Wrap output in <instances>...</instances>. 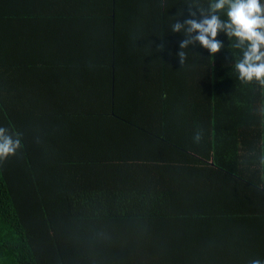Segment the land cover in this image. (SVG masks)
<instances>
[{"label":"trees","instance_id":"obj_1","mask_svg":"<svg viewBox=\"0 0 264 264\" xmlns=\"http://www.w3.org/2000/svg\"><path fill=\"white\" fill-rule=\"evenodd\" d=\"M212 2L0 0V264H264V83L188 31Z\"/></svg>","mask_w":264,"mask_h":264},{"label":"clouds","instance_id":"obj_2","mask_svg":"<svg viewBox=\"0 0 264 264\" xmlns=\"http://www.w3.org/2000/svg\"><path fill=\"white\" fill-rule=\"evenodd\" d=\"M227 7V21H221L216 15L204 18L201 22L186 21L188 31H197L196 39L210 51L215 52L220 47L214 38L218 30L237 38V47L244 45L243 58L236 65L241 78L256 79L264 83V7L262 0H214L210 4L212 11ZM178 30L181 25L177 24ZM211 37L212 39H210ZM19 141L13 140L7 130L0 128V158L11 154ZM252 264H261L253 260Z\"/></svg>","mask_w":264,"mask_h":264}]
</instances>
